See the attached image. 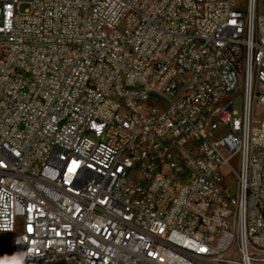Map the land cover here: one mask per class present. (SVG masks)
Returning a JSON list of instances; mask_svg holds the SVG:
<instances>
[{
  "label": "built area",
  "instance_id": "built-area-1",
  "mask_svg": "<svg viewBox=\"0 0 264 264\" xmlns=\"http://www.w3.org/2000/svg\"><path fill=\"white\" fill-rule=\"evenodd\" d=\"M244 2L0 0V264H264Z\"/></svg>",
  "mask_w": 264,
  "mask_h": 264
},
{
  "label": "rangeland",
  "instance_id": "rangeland-1",
  "mask_svg": "<svg viewBox=\"0 0 264 264\" xmlns=\"http://www.w3.org/2000/svg\"><path fill=\"white\" fill-rule=\"evenodd\" d=\"M24 1V0H23ZM260 1V6H263V0H259ZM30 6L29 3L27 2H23V4L21 5V11H25L26 9H28ZM238 6L245 8V2L244 0H238ZM237 95H239L237 92L231 93V99H234V108L237 110H241L242 108V100L241 98L237 97ZM263 115V111L256 107L255 108V116L260 119ZM231 164L237 168V156L234 157L231 160ZM229 181L232 183L234 181V177L230 176ZM21 228L20 225H18V229ZM12 240H13V234L11 233H7V232H0V253L2 254H8L11 252V246H12Z\"/></svg>",
  "mask_w": 264,
  "mask_h": 264
}]
</instances>
